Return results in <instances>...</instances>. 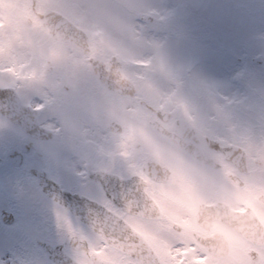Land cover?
<instances>
[{"label": "clouds", "instance_id": "obj_1", "mask_svg": "<svg viewBox=\"0 0 264 264\" xmlns=\"http://www.w3.org/2000/svg\"><path fill=\"white\" fill-rule=\"evenodd\" d=\"M169 23L157 0H0V85L58 171L133 186L79 264H264V112L178 58Z\"/></svg>", "mask_w": 264, "mask_h": 264}, {"label": "flooded vegetation", "instance_id": "obj_2", "mask_svg": "<svg viewBox=\"0 0 264 264\" xmlns=\"http://www.w3.org/2000/svg\"><path fill=\"white\" fill-rule=\"evenodd\" d=\"M6 121L12 124L0 130V244L17 250L18 264H77L81 255H87L84 245L90 246L96 204L101 209L102 198L113 193L118 182L58 171L37 148L34 136ZM14 147L26 149L17 165L7 161ZM3 169L9 176H2ZM37 171L43 172L45 187L39 184ZM4 212L8 221L1 218Z\"/></svg>", "mask_w": 264, "mask_h": 264}, {"label": "rangeland", "instance_id": "obj_3", "mask_svg": "<svg viewBox=\"0 0 264 264\" xmlns=\"http://www.w3.org/2000/svg\"><path fill=\"white\" fill-rule=\"evenodd\" d=\"M209 1V6L205 7L202 0H157L170 17L167 30L172 36L174 54L181 59H190L203 78L214 86L219 85L225 95L245 100L250 107L258 105L256 100L264 101V97L253 86L258 85L264 90V74L257 71V66L253 65L257 63L252 61V57L261 55L263 60L260 64L264 68V0ZM235 9L242 10L244 14L243 20L238 18L242 21L241 24L237 22L235 25L232 18L223 19L225 14L236 19ZM256 43L262 46H257ZM200 49L205 54L197 53ZM227 50L229 54L234 52V56H227L224 62L223 55ZM196 56L199 58H195ZM235 56L242 58L235 60ZM0 122L7 129L11 128L2 117ZM2 140L1 137L0 146ZM0 246V264L3 256L5 263L15 264L13 256L16 253L12 250L7 252V247Z\"/></svg>", "mask_w": 264, "mask_h": 264}, {"label": "snow or ice", "instance_id": "obj_4", "mask_svg": "<svg viewBox=\"0 0 264 264\" xmlns=\"http://www.w3.org/2000/svg\"><path fill=\"white\" fill-rule=\"evenodd\" d=\"M122 78H126V77H122ZM132 188L133 186L131 185L130 182L126 183V181L123 178L119 179L117 184V189L111 194L108 193L105 194V200L101 204V208H103L105 212H108L109 211L108 205L113 200V198L118 194L123 195L125 192L129 191ZM92 231L96 235V238L99 241H101V243H99L98 245L94 244L92 242V239H90V246L89 244L84 245L85 253L86 254L89 253L94 254L96 252L103 253L108 248L109 243L115 239V236H109L108 234L109 226L107 222V217L103 216L102 214L97 215L95 219L92 221ZM77 264H79V262H77Z\"/></svg>", "mask_w": 264, "mask_h": 264}, {"label": "water", "instance_id": "obj_5", "mask_svg": "<svg viewBox=\"0 0 264 264\" xmlns=\"http://www.w3.org/2000/svg\"><path fill=\"white\" fill-rule=\"evenodd\" d=\"M256 60H260V58L256 59ZM3 106H2V105ZM0 104V108L3 110L6 105L3 104V101ZM18 106L21 108H25V106H23L20 102V100H18ZM9 108L10 111L16 113L15 116L12 117V119H14L15 122H17L18 124H20L21 126H23L25 129H27L30 132H33L34 134L36 132L42 131V129L38 126V122L36 120V116H31L30 119H26L25 116H23V114L18 110L19 107H17V109L13 106L8 105L7 106ZM23 108V109H24Z\"/></svg>", "mask_w": 264, "mask_h": 264}]
</instances>
